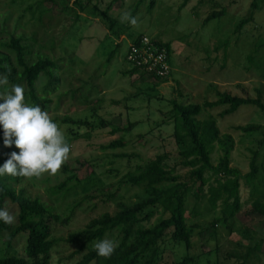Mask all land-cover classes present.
<instances>
[{
  "label": "rangeland",
  "instance_id": "374dc122",
  "mask_svg": "<svg viewBox=\"0 0 264 264\" xmlns=\"http://www.w3.org/2000/svg\"><path fill=\"white\" fill-rule=\"evenodd\" d=\"M74 2L0 0V55H8L1 45L15 38L26 46L29 62L36 57L55 62L59 82L47 87L45 79H39L37 95L51 100L47 113L70 144L71 151L62 166L71 168L69 162L76 159L91 165L80 169L66 193L51 192L70 175L63 173L62 167L55 175L45 173L13 185L16 191L24 190L27 198L38 199L59 217L51 226L50 238L56 242L47 264H79L96 243L85 241L89 221L145 200L141 188L127 185L122 178L139 162L114 157L118 154L137 155L142 161L164 155L166 168L190 187L185 216L192 230L191 249L186 252L183 243L176 245L167 235L161 244L159 264L180 262L185 254L192 259L186 264H241L237 257L260 240V251L253 253L245 264H264V219L251 211L253 199L264 202V142L257 143L262 140L259 134L247 137L235 130L249 124L264 129L263 115L250 105L223 118L218 114L224 107L209 110L216 118L219 133L230 135L234 141L232 168L246 174L251 152H258V175L253 187L242 182L241 210L234 219L224 220L220 210L209 205L207 186L197 192L198 183L190 178V170L178 156L169 103L170 99L189 104L211 102L216 100L217 92L249 98L260 94L264 102V3L253 13L252 21L235 35V24L250 15L251 0H156L150 12L149 0H81L82 11ZM222 8L227 14L203 25L207 15ZM125 11L136 18V25L120 22ZM140 35L170 43L171 72L166 83L157 84L146 75H125L131 69L125 61L127 45ZM153 82L157 88L151 89ZM12 86L9 82L0 86V94ZM65 119L87 122L90 126L63 123ZM97 119L108 125L98 128ZM113 128L126 131L111 135ZM118 138L126 142L125 148L101 149ZM219 155L215 146L212 161ZM4 208L12 212V224H16V208L8 202ZM151 215L145 229L166 217L160 208H152ZM71 235L76 236L73 242L67 241ZM104 238L118 240L120 244L122 235L114 230ZM6 239L7 234H0V258H24L26 234L17 236L10 247ZM81 246L83 249L79 250Z\"/></svg>",
  "mask_w": 264,
  "mask_h": 264
},
{
  "label": "trees",
  "instance_id": "16d2710c",
  "mask_svg": "<svg viewBox=\"0 0 264 264\" xmlns=\"http://www.w3.org/2000/svg\"><path fill=\"white\" fill-rule=\"evenodd\" d=\"M80 1L75 0L74 4L82 11L84 7L79 4ZM119 1L112 0V3ZM261 3H264V0H251L249 4L250 15L240 18L235 24L233 29L235 35L239 34L243 27L252 21L253 13L258 10ZM155 4L156 0H149L147 11L150 12ZM225 14L227 11L222 8L219 12H212L207 15L202 23L206 25ZM156 40L166 48L170 57L172 53L170 43L164 44L160 40ZM1 46L8 51V55H0V75L7 77L8 82L13 85H22L27 103L38 105L43 111L48 112L52 102L49 99L40 98L37 95L36 87L39 79H45L47 87L59 82L57 76L59 68L55 62L46 57H36L35 61L29 62L27 59L29 53L26 46L21 44V39L10 38L7 43ZM222 46L225 47L226 42ZM10 54L12 57L9 56ZM113 54L114 52L111 53L110 57ZM247 59L252 61L250 57ZM125 75H139L141 78L145 76L143 72L137 69H130ZM146 77L160 84L155 78L148 75ZM154 82L151 89L155 86L157 88ZM169 103L172 112V138L178 148V156L182 160L183 166L190 170V178L198 183L197 192L202 191L207 186L206 194L209 205L213 209L220 210L224 220L226 218L234 219L241 210L240 188L242 182L253 187L254 180L257 178L256 159L258 152H251L249 171L246 174L232 168L230 155L234 149V141L230 135L219 133L216 118L209 114V110L224 107L218 114V117L223 118L233 114L241 106L250 105L258 109L264 117V102L260 94L256 98H249L231 95L228 92H217L216 100L211 102L189 104L170 99ZM63 123L90 126L87 122H75L71 119H65ZM106 124L108 125L101 120L97 121L98 128H104ZM235 130L247 137L259 134L262 136V140L257 143L261 145L264 142V129L259 125L238 126L235 127ZM125 131L123 128H113L110 133L115 135ZM126 146V142L122 138H118L103 145L101 149L103 151H115ZM215 146L220 155L214 162L212 161V154ZM13 150L18 149L14 146L4 147L2 130H0V164L6 161ZM114 157L128 162L136 159L139 162L122 178L127 185L141 188L146 198L139 204L119 210L113 215L102 214L89 221L85 237L87 243L97 242L106 233L114 230H119L122 240L111 257H99L92 248L81 258L79 264L92 262L94 264H159L162 253L161 244H164L167 235L172 243L176 245L183 243L186 252H189L192 246V230L187 225L185 214L190 187L181 182L171 169L166 168L164 155L147 161H142L137 155L118 154ZM69 163L72 167L62 166V172L70 175L66 180L52 188L51 192L54 195L59 194L60 191L68 192L72 188L68 185L73 180H77L80 169L91 166L85 161L77 159ZM25 178L7 175L0 177V207H4L8 202L17 210L16 224L0 223V234H7L6 243L8 247L17 236L26 234L23 250L25 257L6 256L0 258V264H47L50 252L56 242L50 238L51 226L59 220V217L49 212L38 199L27 198L24 190L16 191L13 188V185L19 184ZM152 208H160L166 217L153 227L145 229L143 226L149 222L152 216ZM251 211L252 214L264 219V202L253 199ZM211 226L213 227L214 224ZM75 237V235H71L67 241L73 242ZM262 243L260 240L253 247H248L246 253L237 257V260L241 264H245L253 253L260 251ZM82 247L79 250L83 249ZM190 262L192 259L185 254L180 262L174 264Z\"/></svg>",
  "mask_w": 264,
  "mask_h": 264
},
{
  "label": "clouds",
  "instance_id": "9594fccd",
  "mask_svg": "<svg viewBox=\"0 0 264 264\" xmlns=\"http://www.w3.org/2000/svg\"><path fill=\"white\" fill-rule=\"evenodd\" d=\"M120 22L136 25L137 20L125 11L120 15ZM7 83V77L0 76V86ZM0 130L4 147L14 146L19 150L11 152L0 164V177L55 175L71 151L64 131L40 106L26 102L20 85L0 94ZM14 219L8 208L0 207V223L11 225ZM118 245V240L104 238L95 243L94 251L99 257L109 258Z\"/></svg>",
  "mask_w": 264,
  "mask_h": 264
},
{
  "label": "built area",
  "instance_id": "2783aa9c",
  "mask_svg": "<svg viewBox=\"0 0 264 264\" xmlns=\"http://www.w3.org/2000/svg\"><path fill=\"white\" fill-rule=\"evenodd\" d=\"M125 61L131 69H137L159 81L166 83L171 67L170 57L164 46L147 35H140L129 41L125 51Z\"/></svg>",
  "mask_w": 264,
  "mask_h": 264
}]
</instances>
